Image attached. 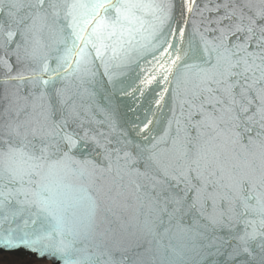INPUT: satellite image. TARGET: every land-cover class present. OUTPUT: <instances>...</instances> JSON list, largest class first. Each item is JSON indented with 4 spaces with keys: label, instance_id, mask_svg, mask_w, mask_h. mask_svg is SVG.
<instances>
[{
    "label": "snow or ice",
    "instance_id": "obj_1",
    "mask_svg": "<svg viewBox=\"0 0 264 264\" xmlns=\"http://www.w3.org/2000/svg\"><path fill=\"white\" fill-rule=\"evenodd\" d=\"M22 264H264V0H0V249Z\"/></svg>",
    "mask_w": 264,
    "mask_h": 264
},
{
    "label": "rangeland",
    "instance_id": "obj_2",
    "mask_svg": "<svg viewBox=\"0 0 264 264\" xmlns=\"http://www.w3.org/2000/svg\"><path fill=\"white\" fill-rule=\"evenodd\" d=\"M25 261H35L34 259H28L24 256L19 255H0V264H22ZM38 264H43V262H38Z\"/></svg>",
    "mask_w": 264,
    "mask_h": 264
},
{
    "label": "water",
    "instance_id": "obj_3",
    "mask_svg": "<svg viewBox=\"0 0 264 264\" xmlns=\"http://www.w3.org/2000/svg\"><path fill=\"white\" fill-rule=\"evenodd\" d=\"M0 255H21L24 256L28 259H34L36 260V257L32 254H30L29 252H27L25 249L21 248L19 250H15V251H9L6 249H0Z\"/></svg>",
    "mask_w": 264,
    "mask_h": 264
},
{
    "label": "trees",
    "instance_id": "obj_4",
    "mask_svg": "<svg viewBox=\"0 0 264 264\" xmlns=\"http://www.w3.org/2000/svg\"><path fill=\"white\" fill-rule=\"evenodd\" d=\"M1 256H7V255H1Z\"/></svg>",
    "mask_w": 264,
    "mask_h": 264
}]
</instances>
